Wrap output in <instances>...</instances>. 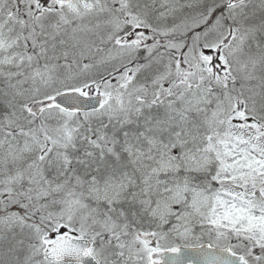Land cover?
<instances>
[{"label":"snow or ice","instance_id":"snow-or-ice-1","mask_svg":"<svg viewBox=\"0 0 264 264\" xmlns=\"http://www.w3.org/2000/svg\"><path fill=\"white\" fill-rule=\"evenodd\" d=\"M0 264H264V0H0Z\"/></svg>","mask_w":264,"mask_h":264}]
</instances>
